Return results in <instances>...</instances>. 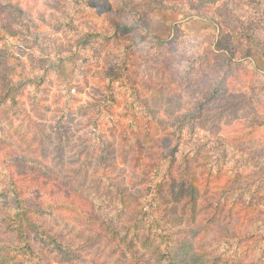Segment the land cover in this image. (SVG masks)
I'll return each mask as SVG.
<instances>
[{
	"label": "trees",
	"instance_id": "16d2710c",
	"mask_svg": "<svg viewBox=\"0 0 264 264\" xmlns=\"http://www.w3.org/2000/svg\"><path fill=\"white\" fill-rule=\"evenodd\" d=\"M50 7L0 0V264H264V0ZM156 10L212 28L163 39ZM31 180L60 199L25 197Z\"/></svg>",
	"mask_w": 264,
	"mask_h": 264
},
{
	"label": "rangeland",
	"instance_id": "374dc122",
	"mask_svg": "<svg viewBox=\"0 0 264 264\" xmlns=\"http://www.w3.org/2000/svg\"><path fill=\"white\" fill-rule=\"evenodd\" d=\"M24 3L32 7V13L35 16L44 15L47 16L50 11V5L52 0H22ZM185 21L187 26V31L190 34H196L202 30H209L212 28V24L209 22L199 18V17H184L176 12L169 11H160L156 10L151 13L150 20L148 24V32L158 36L163 39H168L172 36L173 33V25L180 22ZM261 37L264 39V35L261 34ZM0 42H4L2 46L13 49L11 44L4 39L3 33L0 30ZM24 47V44H23ZM255 65L264 71V61L260 60L258 57L254 56ZM68 63H65L64 72L67 70ZM158 72H161L160 77L166 78L167 75L163 72V69L158 68ZM159 78L155 77V82H157ZM89 97L88 91L82 96V103H84ZM172 101H166L162 99V107L159 112L162 116L167 114L168 108H172ZM181 104L177 103V107ZM253 112L247 106V108L242 109V111H238L236 115H229L225 118L224 122H222V133L226 134H234L240 132L242 129L247 130L250 118L252 117ZM50 124L49 116L45 120L42 121V129L43 131H47V127ZM79 133H76L75 139V147L73 152H76L79 149V142L77 136ZM51 147V146H50ZM0 157H2V153H0ZM73 158L72 153L66 154L65 160ZM118 173L121 177L124 178L126 182L130 180L134 181L137 177L138 167L131 166L128 164H122L118 168ZM25 188V197H33L37 200L43 201L47 204H53L60 199V196L57 194L56 189L52 188L50 185L44 184V182L40 180H31L30 182L24 184Z\"/></svg>",
	"mask_w": 264,
	"mask_h": 264
}]
</instances>
